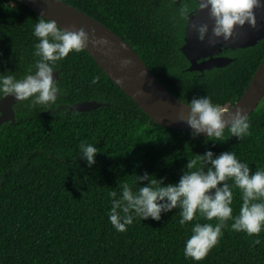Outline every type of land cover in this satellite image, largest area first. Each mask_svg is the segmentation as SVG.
<instances>
[{
	"label": "trees",
	"instance_id": "16d2710c",
	"mask_svg": "<svg viewBox=\"0 0 264 264\" xmlns=\"http://www.w3.org/2000/svg\"><path fill=\"white\" fill-rule=\"evenodd\" d=\"M92 15L124 38L156 77L180 100L207 94L218 106L233 103L264 55V38L235 52L236 59L196 76L182 70V4L192 0H63ZM37 12L19 0H0V71L21 78L34 70L32 35ZM63 91L55 108L15 104V120L0 126V264H264V229L245 234L225 221L222 235L207 254L193 260L183 243L197 216L178 223L179 208L159 219L134 217L125 231L107 219L111 197L122 182L148 171L175 182L186 159L206 148L231 150L248 161L250 172L264 168V96L248 115L249 133L238 140L224 129V140H207L190 131L154 121L125 94L83 48L56 62ZM98 79L92 82L91 76ZM99 99L107 104L86 111L60 104ZM52 109V112H46ZM95 143V163L77 156L79 143ZM204 141V142H202ZM146 181H138V184ZM220 182H218L219 184ZM230 183V181H229ZM232 210L240 190L233 186ZM259 243L253 244L254 236Z\"/></svg>",
	"mask_w": 264,
	"mask_h": 264
},
{
	"label": "clouds",
	"instance_id": "9594fccd",
	"mask_svg": "<svg viewBox=\"0 0 264 264\" xmlns=\"http://www.w3.org/2000/svg\"><path fill=\"white\" fill-rule=\"evenodd\" d=\"M193 4L195 7L182 4L178 15L187 18L188 12L195 15L197 8L207 7L208 15L213 20L208 42L214 43L212 37L228 40L230 36H235L234 26L245 22L254 26L253 9L260 7L262 0H193ZM191 27L197 38L203 40L208 25L193 22ZM32 35L38 38L33 42L34 70L30 68L21 78L8 69L0 71V97L11 94L17 100L30 98V107L44 105L41 109H53L57 106L58 94L63 91L52 76L56 62L70 51H81L89 41L96 46L103 45L106 40L104 36H96L92 28L86 31L83 26L74 29L60 27L42 12L36 16ZM120 62L126 64L128 58L123 57ZM97 79L95 74L91 76L92 82ZM185 105L188 112L184 121L193 137L203 132L204 141L224 140L225 128L238 140L249 133L248 114L239 105L234 111H228L213 103L207 94L193 96ZM224 113L227 114L222 115ZM99 150L95 143L81 141L77 156L90 166L95 163V153ZM138 181L146 183L138 184ZM163 181V176L142 171L134 175L132 185L126 181L121 183L119 195L114 190L108 191L111 200L107 219L116 231H125L134 217L159 219L161 212L173 207L179 208L178 223L181 226L197 216H203L205 220L215 217L214 224L192 223L190 235L184 240L185 257L200 260L217 243L226 226L225 221L229 219L231 223L227 227L248 235L258 234L264 229V168L256 167L250 172L248 161L231 150L214 154L206 148L203 152L195 153L193 158L186 159L175 182ZM233 186L240 190L236 214L232 210ZM252 243H259L258 235L254 236Z\"/></svg>",
	"mask_w": 264,
	"mask_h": 264
},
{
	"label": "water",
	"instance_id": "95a60500",
	"mask_svg": "<svg viewBox=\"0 0 264 264\" xmlns=\"http://www.w3.org/2000/svg\"><path fill=\"white\" fill-rule=\"evenodd\" d=\"M37 13L42 12L47 18L54 19L58 26L74 29L83 26L87 31L94 29L96 36H104L103 45L93 46L89 41L85 45L86 52L96 61L125 94H127L148 116L149 120L168 128L191 131L186 124L188 107L186 102L175 96L152 72L146 62L132 48V46L119 34L109 28L92 15L63 0H19ZM191 6L195 7L193 0ZM255 25L234 26L235 36L228 40L212 37L214 43H209L213 20L208 15L207 7L197 8L195 15L190 11L184 18L182 28V42L178 46L181 55L186 59L187 65L182 69L195 71L196 76H203L236 59L235 52L256 45L264 38V0L258 8L253 9ZM193 22L205 23L208 31L203 40L198 39L195 30L191 27ZM92 33H90V36ZM127 57L128 62L121 64V58ZM59 69L52 70V76L60 84ZM58 95H61L58 94ZM264 96V55L252 73L247 86L233 103L219 106L228 111H234L237 105L249 115ZM17 101L11 94L0 97V123L14 122L13 104ZM107 104L99 99H82L72 103L60 104L68 111H86ZM52 112V109H46ZM224 113L222 115H226ZM199 136L204 137L201 132Z\"/></svg>",
	"mask_w": 264,
	"mask_h": 264
},
{
	"label": "flooded vegetation",
	"instance_id": "af4514ba",
	"mask_svg": "<svg viewBox=\"0 0 264 264\" xmlns=\"http://www.w3.org/2000/svg\"><path fill=\"white\" fill-rule=\"evenodd\" d=\"M17 102H18V101H17ZM17 102H15V103L13 104V110L15 109V104H16ZM14 120H15V110H14ZM8 122H10V121H3V122L0 123V126H1L2 124L8 123Z\"/></svg>",
	"mask_w": 264,
	"mask_h": 264
}]
</instances>
